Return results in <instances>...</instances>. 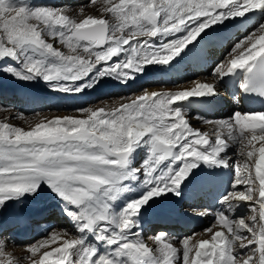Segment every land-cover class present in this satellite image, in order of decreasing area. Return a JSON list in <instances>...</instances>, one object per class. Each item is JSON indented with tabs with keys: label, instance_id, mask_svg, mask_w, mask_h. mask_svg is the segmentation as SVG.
I'll list each match as a JSON object with an SVG mask.
<instances>
[{
	"label": "snow or ice",
	"instance_id": "obj_1",
	"mask_svg": "<svg viewBox=\"0 0 264 264\" xmlns=\"http://www.w3.org/2000/svg\"><path fill=\"white\" fill-rule=\"evenodd\" d=\"M100 2L102 15L77 19L30 0H0V62L9 61L0 72L75 96L104 79L127 83L148 66L168 69L184 55L206 58L223 45L217 26L264 12V0ZM237 69L240 90L264 98V23L234 43L213 69V83L172 93L144 89L116 98L129 101L118 107L76 108L83 118L42 119L28 129L0 122V228L6 212L19 219L24 198L44 187L72 225L46 232L19 259L0 242V264H264V111L196 117L211 126L202 132L177 107L216 96L219 82ZM138 150L147 156L133 166ZM201 164L234 173L222 208L201 212L214 217L212 224L183 238L158 232L146 243L141 210L169 193L180 196ZM136 181L146 191L117 210Z\"/></svg>",
	"mask_w": 264,
	"mask_h": 264
},
{
	"label": "bare ground",
	"instance_id": "obj_2",
	"mask_svg": "<svg viewBox=\"0 0 264 264\" xmlns=\"http://www.w3.org/2000/svg\"><path fill=\"white\" fill-rule=\"evenodd\" d=\"M59 1V3H58ZM62 0H52V2L56 3V5L63 6L61 7L65 12H67L68 15L73 16V9H69L68 5H73L79 12L78 14L81 15V19L84 16L91 15V12L89 10L93 9H87V11H84L82 8H84V0L81 2L79 0L78 2H61ZM58 3V4H57ZM66 5V6H65ZM59 7V6H57ZM74 7V8H75ZM82 9V11H81ZM89 12V13H88ZM260 23H264V12H259V13H251L245 18H237L235 20L231 21H226L224 24L217 26L216 29V35L217 38L220 34L226 33L229 34L230 36L227 39L226 43H223L222 46H213L209 49L207 57H201V56H192L191 54L189 55H184L183 59L178 58L176 61H173L172 65L169 66L168 69L162 68L161 66H148V68L145 70L143 74H140L136 76L135 79L127 82V83H119L118 81H114L111 79H104L102 82H107L109 83L108 86L105 88H101L99 84L96 86L95 93L92 94L90 92L85 93L82 97H76L74 99H71L69 101H57L55 100V97L60 95L59 93H47V92H41L43 89H36L32 86L33 90L35 89L38 90L37 92L39 94L31 93L34 91H31L30 88L24 89L20 93V87L18 89V93H16L14 96L12 95L11 92L7 91H0V103H8L11 99H17L15 101V104L13 105V102L11 101V110L7 113L6 120H8L11 116L18 115V113H24L30 111L34 105H39L41 106V102L43 100L46 101V97H50L47 99V101L50 103L53 108H58L60 109V115L66 116L68 114H72L71 111L74 110L76 107H80L84 104L83 98H86L89 100H94L96 98V95L101 92L104 89L108 88H114L112 89L114 92L113 98L109 100L107 103V106L109 109L118 107L121 103L129 102L128 100H120L116 99L118 97H130L133 95H140L142 94L144 89H147L148 92H178V91H184V90H190L195 87V84L198 82H204V83H213L214 80L211 75L212 67L215 63H220L228 57V54L224 52V48H226L229 40L234 34H245L249 33L251 30H253L255 27H257ZM240 27V28H237ZM212 29H209V32H212ZM179 35V34H178ZM233 39V38H232ZM222 54V55H221ZM219 55L223 56L224 59L221 61V58L218 57ZM218 57V58H217ZM116 59V58H114ZM216 65V64H215ZM215 68V67H214ZM213 68V69H214ZM243 71V70H242ZM242 71L240 74L243 76ZM225 81V78L219 82L218 84V94L213 97H202V98H196L192 97L189 98V100L185 102H180L182 104L177 105L178 108L183 110L184 112L187 113V117L189 118V122L192 127L199 129L200 131H211V126L210 125H205L202 123L201 120L196 119V117H202L205 119L207 116L203 115L199 111L202 110L201 108L196 107V103L199 99H210V100H218L221 98L224 100V104L222 107L219 109V112L215 114V117H218L216 120H223L229 118L233 113L232 111L236 112H250L244 108V105L240 102V99L236 98L235 103H233L228 96L225 93L224 85L223 82ZM137 83V84H136ZM101 85V84H100ZM3 89V88H2ZM22 89V88H21ZM4 90V89H3ZM111 90H106L100 93V96L103 94H108ZM93 92V91H92ZM8 98H7V95ZM23 94V95H21ZM39 95V96H37ZM80 95V94H79ZM42 96V97H40ZM18 97V98H17ZM54 97V98H53ZM67 98V97H66ZM57 99V98H56ZM63 99V98H62ZM7 100V101H6ZM76 101V103H75ZM87 103V102H86ZM88 104V103H87ZM47 105V104H46ZM9 107V108H10ZM50 108V107H49ZM50 108V109H53ZM40 109V108H39ZM197 110L198 113H197ZM203 111V110H202ZM204 112V111H203ZM213 116H208V118H212ZM207 118V119H208ZM215 120V119H214ZM140 152V155L137 157L136 154L133 155V161L132 164L133 166H138L142 161L145 159L146 152L144 150H138ZM229 155H233V151L229 150ZM208 171V170H213L216 171V176H217V182L216 184L212 185L213 188H218L221 191L228 192L231 189V183L232 179L234 176L233 171L230 168H216V167H207L204 164H201L198 168L194 169L192 174L184 181L182 184V193L180 196H175L169 193L166 196H163L159 198L158 200L155 201H150V207L145 211L142 209L143 216L142 218H138V221L141 224V227L143 231L145 232L146 230H149L150 233L160 231V232H166L170 234L171 236L177 237L179 235H188L190 228L191 229H197L195 230L196 232L194 233H200L203 231L202 225H206L209 223H212L211 217L212 215H201V212L204 209H210L212 210V206L209 205H203L201 207H198L200 209L195 210L194 208L190 207V204L186 201L188 197H193L195 196L193 192H191V195H185L186 194V189L192 190L193 185H187L189 180H191L194 175L198 174V171ZM132 191L128 192L125 194V196L117 202L116 208L119 210V208L123 207L124 203L128 199H135L139 198L145 191L146 189L142 188L140 186V182L136 181L135 183H131L128 185ZM197 188V186H196ZM49 191V190H48ZM53 195V194H52ZM54 196V195H53ZM203 198V197H202ZM178 202V210L180 212V218H182V215H187V217L191 219H197V223L193 226H191L188 229L185 230H180L178 228H175L177 225L176 223L170 224L163 226L168 229H162L163 227H155L154 228V223L152 220H149L148 218L145 217L146 212L151 211V207L154 205H159L160 203H165L169 204L170 202ZM40 203V202H39ZM32 204V203H31ZM220 206H222L219 203ZM9 208H15V204H9ZM216 209L217 206H216ZM246 212V208L244 209ZM165 213L168 215V217H171L170 212L168 210H165ZM18 218H16V215H10L7 213L6 215V221L8 224L7 226H13L15 227V231L13 230L12 232V237L9 236L8 238L6 236L0 235V242L4 244V250L6 252H10L11 254H21V257L27 255L26 252V246H21L19 244L18 238H16L17 233H22L26 234L28 237H31L35 234H41L45 235L46 232L50 231V227L54 224V222L58 223V228L56 229H62V228H68L72 230V225L66 216L62 215L59 210V203L57 201V198L51 197L48 198V200L45 203H41L39 205L35 206H29V208H22L21 206L19 207L18 210ZM57 225V224H56ZM201 227V228H200ZM199 228V229H198ZM30 229V230H29ZM31 231V232H30ZM198 231V232H197ZM193 234V233H192ZM191 234V236H192ZM31 235V236H30ZM150 235V234H148ZM186 235V236H187ZM152 236V235H151ZM150 236V237H151ZM178 237V238H181ZM34 237V236H33ZM183 237V236H182ZM202 237L196 236L193 237V239L198 240ZM146 243L149 245H152V240L149 241V237L144 238ZM17 243V244H16ZM18 245V246H15ZM14 257V256H13ZM21 257H16L17 259ZM22 262V261H21Z\"/></svg>",
	"mask_w": 264,
	"mask_h": 264
},
{
	"label": "rangeland",
	"instance_id": "obj_3",
	"mask_svg": "<svg viewBox=\"0 0 264 264\" xmlns=\"http://www.w3.org/2000/svg\"><path fill=\"white\" fill-rule=\"evenodd\" d=\"M70 1L78 2L79 0H62L61 2H67L68 3ZM30 2L34 6L44 5V6H50V7H56V8L63 7V6H60V5H56V3L52 2V0H30ZM81 2H83V0H81ZM58 3H59V1H58ZM84 5H89L88 7L82 8L84 11H87V9L93 8V9L89 10L91 12V15L92 16L99 17L100 15H102V11H101L102 5H101L100 0H97V2L95 4H90L89 3V0H84ZM57 6H59V7H57ZM74 7L75 6H73L72 4L71 5H68V8L69 9H73V11H74L73 12V16L75 15L74 18L81 19V17H80L81 15H79L78 14L79 12L77 11L78 8H76V7L74 8ZM257 27H255L251 31H255V29ZM247 34L248 33H245V34L244 33L243 34H234L231 37V39L229 40L228 44L226 45L227 47L224 48V52L226 54H229V52L231 51V48L234 45V43H236L239 39H242ZM56 46L57 47H60L61 50L64 51L66 54H69L68 53V49L65 48L64 46H61V45H56ZM221 55H219L218 57H220L221 58V61H222L224 59V57L221 56ZM7 63H9V61H7V60L6 61H3V62H0V64H7ZM215 64L217 65L218 63H215ZM215 64L213 65L214 67L216 66ZM214 67H212V71H213V68ZM99 83L98 84H99V86H101V88H105L109 84V83L104 82V81L103 82L101 81ZM98 84H96L95 87L92 90H85L83 93H80V95L78 94V95H75V96H71V95H66V94H60L57 97H55V100H57V101H60L61 100V101L65 102V101H69L71 99H74L76 97H82L87 92H90V93L94 94L96 92L95 89H96V86ZM30 86H32V87H34V88H36L38 90L39 89H43L41 92L54 93L42 81H37V82H33V83H30V82H21V81H17L16 79L12 78L8 74H5L3 72H0V91L1 92H3V91L11 92L12 95L14 96L16 93H18L19 87H20V89H19L20 90V93H23L24 92L23 90L24 89H27V88H30ZM112 89H114V88H108V89L102 90L101 92L106 91V90H111V91L108 92V94H103L101 96H100V93L101 92H99L96 95V98L94 100L87 99V101H85L87 97L86 98H83L84 104L82 106L76 107V108L88 107V106H93L94 108L107 107V106H105V105H107L106 102H108L109 100H111L114 97L113 96V94H114L113 92L114 91ZM30 90L31 91H34V92H31V93H35L36 92L37 94H39L37 92L38 90L35 91V89L33 90L32 88H30ZM21 95H23V94H21ZM37 96H39V95H37ZM40 97H42V96H40ZM50 97H52V96H50ZM50 97H46L45 98L46 101L43 100L41 102V104H40L41 106L34 105L33 108L30 111L24 112V113H18V115L16 114L14 116H11L8 120H6L7 113L11 110V107L15 104V101L17 99H15V100L14 99H11L8 103H5V104L0 103V122H9V123H11L14 126H18V127L24 128V129H28V128L32 127V126H35V124L38 123V122H40V120H42V119L43 120H48V119H54V118H57V117H64V116L58 114V113H60V109L53 108V106H51L50 103L47 101V99L50 98ZM7 98H8V95H7ZM11 101L13 102V105L12 106L10 105L11 104ZM75 103H76V101H75ZM49 107L50 108H53V109H50ZM76 108H74V109H76ZM71 112H72V114H68L66 116H76V117H80V114L79 113H76L74 111H71ZM234 112H236V111L235 110L232 111V113H234ZM80 118H83V117H80ZM216 119H218V118H215V120ZM206 120H214V119L213 118H210V119L208 118ZM135 154L136 153H134L133 155H135ZM146 156H147V154H146ZM146 156H145V158H146ZM51 197H54V196L52 195V193L50 191H48V189L46 187H44V190L42 192H39L36 196H34V197H25L24 198V203L21 205V207L22 208H29V206H32L33 207L35 205H39L41 203H45L48 200V198H51ZM10 204H13V203L10 202ZM6 215H7V212L5 213V220H4V223H3V227L0 228V235L6 236L8 238L9 236L12 237V232H13V230L15 231V229H14L15 227H13V226H10V227L7 226L10 223H7V221H6V219H7L6 218ZM211 224L212 223H209V224H206V225L203 224L202 225V227H203L202 229H205V228L209 227ZM56 227L58 228V223L57 222H54V224L50 227V231L52 229H56ZM195 230H197V229L191 230L190 231L191 233H188V235L187 234L186 235L187 236H191L192 233L196 232ZM50 231H48V232H50ZM158 232H160V231H156V232L150 233L149 230H146L143 233V238H146V240H147L148 237H150L151 235L153 236V235H155ZM148 234H150V235H148ZM186 235H182V236L185 237ZM33 236H32V238L31 237H28V239L23 240V241H20L19 240L18 243L21 244V246L31 245V244L36 243L38 240L42 239L45 235L35 234ZM173 236H174V234H173ZM182 236H181V238H183ZM148 240L151 241L150 239H148ZM16 244H15V246H18L19 245V244L18 245H16ZM7 253L11 254L10 252H7ZM11 255L14 256V258L21 257V254H11ZM21 264H27V262L26 261H22Z\"/></svg>",
	"mask_w": 264,
	"mask_h": 264
}]
</instances>
